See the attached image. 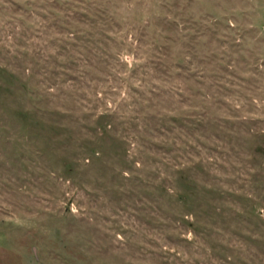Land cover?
Here are the masks:
<instances>
[{
    "label": "rangeland",
    "instance_id": "1",
    "mask_svg": "<svg viewBox=\"0 0 264 264\" xmlns=\"http://www.w3.org/2000/svg\"><path fill=\"white\" fill-rule=\"evenodd\" d=\"M0 264H264V0H0Z\"/></svg>",
    "mask_w": 264,
    "mask_h": 264
}]
</instances>
